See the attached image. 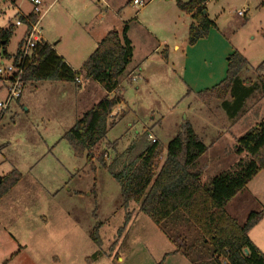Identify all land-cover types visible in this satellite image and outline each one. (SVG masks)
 I'll return each mask as SVG.
<instances>
[{
	"label": "rangeland",
	"instance_id": "374dc122",
	"mask_svg": "<svg viewBox=\"0 0 264 264\" xmlns=\"http://www.w3.org/2000/svg\"><path fill=\"white\" fill-rule=\"evenodd\" d=\"M44 1L42 36L74 67L79 82L27 83L20 102L14 101L0 118V181L13 171L21 175L0 200V264H192L175 254L184 238L194 235L186 219L177 215L158 227L138 204L125 206L111 172L97 158L89 162L86 150L78 154L64 136L106 96L88 77L85 62L108 32L122 35L129 23L138 64L145 56L144 65L131 78L127 67L120 88L110 95L122 101L113 108L109 132L97 151L106 153L107 166L117 172L126 158L122 167H127L134 154L125 156L126 150L137 141L138 147H146L152 137L163 149L159 170L168 144L186 122L208 147L193 169L201 173L202 184L234 170L240 160L248 162L250 156L236 155L235 147L264 119L259 79L264 81V68L258 71L264 65V0L209 1L207 13L215 26L194 45L188 42L192 19L177 8L176 0H141V6L133 0ZM31 9L29 0H0V29L15 26L20 10ZM154 33L159 40L153 39ZM22 38V28H16L8 53L17 51ZM160 38L171 43L167 58L155 51ZM173 42L180 44V51H173ZM234 51L248 61L240 79L247 86L259 84V90L231 118L221 106L223 100L205 103L196 93L226 78ZM262 174L254 185L256 194L245 188L226 207L241 225L251 213L264 214ZM249 237L264 255V217ZM205 260L209 258L201 263Z\"/></svg>",
	"mask_w": 264,
	"mask_h": 264
},
{
	"label": "trees",
	"instance_id": "16d2710c",
	"mask_svg": "<svg viewBox=\"0 0 264 264\" xmlns=\"http://www.w3.org/2000/svg\"><path fill=\"white\" fill-rule=\"evenodd\" d=\"M6 1L15 3L17 0ZM209 1L176 0L177 8L192 19L188 39L190 45L203 39L215 26L207 13ZM21 19L27 21L29 27L37 17L30 14ZM127 33V25L122 35L117 31L109 32L85 62L87 75L98 82L107 95L79 119L64 138L78 154L86 150L89 162L97 158L111 172L120 185L125 206L131 202L138 204L140 211L158 227L177 215L186 219L184 222L193 229L194 235L184 238L185 242L176 249L175 254L185 256L192 264H202L204 258H209V261L205 260L206 264H264V255L249 237L250 230L263 219L264 214L251 213L246 223L241 225L226 210L228 203L254 177L264 172V119L236 142L235 153L246 154L251 159L248 162L240 160L234 170L217 175L207 185L202 184L201 173L193 169L208 147L188 122L168 144L165 162L159 170L156 169L157 159L161 157L163 149L157 142L146 147H138L139 141L133 143L125 156L133 153L134 158L127 167H122L126 163L124 158L117 172L113 166H107L106 153L97 152L109 132L107 122L113 108L122 101L121 97L110 95L120 88V77L133 60L134 49ZM12 36L13 27L0 29V48L7 47ZM35 53L37 58L25 73L26 84L44 80L77 81L78 74L57 54L54 46L44 43L35 49ZM163 56L167 58L165 53ZM247 65L245 57L234 51L228 59L226 78L211 89L198 92L196 96L205 103L212 99L223 100L221 106L226 113L231 118L237 117L248 98L259 90V84L256 87L247 86L240 79V73ZM263 68L264 65H261L258 71ZM259 79L264 92V81L261 76ZM20 179L17 171L1 179L0 200ZM95 234L92 239L97 244Z\"/></svg>",
	"mask_w": 264,
	"mask_h": 264
},
{
	"label": "built area",
	"instance_id": "2783aa9c",
	"mask_svg": "<svg viewBox=\"0 0 264 264\" xmlns=\"http://www.w3.org/2000/svg\"><path fill=\"white\" fill-rule=\"evenodd\" d=\"M31 2L33 4L32 14L37 17L36 21L28 27L27 21L24 22L19 19L15 25H25L27 31L24 39L19 44L17 52L13 55H8L3 51L0 54V93L4 94L3 99L0 101L1 119L11 104L14 101L20 100L22 97L26 87L24 80L25 73L37 58L35 49L46 43L42 37L41 28V20L44 15V11L41 9L42 1L32 0ZM133 4L141 6L144 2L141 0H133ZM238 15L242 16L243 13L239 12ZM151 139L152 142H156L154 138L151 137Z\"/></svg>",
	"mask_w": 264,
	"mask_h": 264
},
{
	"label": "crops",
	"instance_id": "0c3cea01",
	"mask_svg": "<svg viewBox=\"0 0 264 264\" xmlns=\"http://www.w3.org/2000/svg\"><path fill=\"white\" fill-rule=\"evenodd\" d=\"M42 1V7H43V5L44 4H46L45 2L46 1H44V0H41ZM56 0H53V2H55ZM75 1H78V0H75ZM3 2H5V3H7V1L6 0H3ZM30 3H31V5H32V9H31V11H29V12H27V13H25V12H23L22 10H20V15H19V17H21V18H27V16H29L30 14H32V11H33V4H32V2L31 1H29ZM45 14H46V11L44 12V15H43V18H42V20H41V22L44 20V18H45ZM18 17V18H19ZM21 18H19V19H21ZM137 18V17H136ZM135 18V19H136ZM22 20V19H21ZM138 24H140L141 25V23L139 22ZM125 25H127V24H125ZM128 33H127V35H128V38L130 39V41H131V43H132V46H133V49H134V55H133V60H132V62L130 63V69H131V71H130V75H129V77L128 78H131V77H135L136 75H138V70L140 69L141 70V67L140 66H142V65H144V63L142 62L143 60H144V58H145V56H144V58L143 59H141L142 61H141V64L139 65L138 64V56H137V54H136V47H135V43H134V41H133V39H132V37H131V35H129V32L131 31V29H130V27H129V23H128ZM142 26L144 27V29H146V27L142 24ZM10 27H13V35L15 34V31H16V28L17 29H19V28H22V34H23V38L21 39V41L24 39V36H25V34H26V31H27V29H26V26L24 25V26H14L13 24H11L10 25ZM5 30H7V29H5ZM43 31V30H42ZM148 32L150 33V30H148ZM109 33V32H108ZM107 33V34H108ZM43 37V36H42ZM152 37H153V39H155V40H159V37L157 36V34L156 33H154L153 35H152ZM44 39V38H43ZM103 40V39H102ZM101 40V41H102ZM160 40H161V43H159L158 44V46L156 47V49H155V51H160L161 53H162V55L165 53V52H167V51H169L170 50V46L169 45H171V43L170 42H168L167 40H164V39H162V38H160ZM44 41H45V39H44ZM100 41V42H101ZM99 42V43H100ZM21 43V42H20ZM19 43V44H20ZM99 43H98V45H99ZM10 44V43H9ZM18 47H19V45H18ZM18 47H17V50H18ZM98 47V46H97ZM166 47H169V50H167V48ZM0 49H2L6 54H8V55H13V54H10V53H8V51H7V47H5V48H0ZM54 49H55V46H54ZM97 49V48H96ZM95 49V50H96ZM172 49H173V51L174 52H178V51H180L181 50V46H180V44L179 43H177V42H173V44H172ZM94 50V51H95ZM55 51H56V49H55ZM93 51V52H94ZM17 52V51H16ZM15 52V53H16ZM92 52V53H93ZM160 52H158V53H160ZM14 53V54H15ZM58 54V53H57ZM166 55H167V53H166ZM170 55V54H169ZM62 58H64L63 56H61ZM149 58V57H148ZM65 59V58H64ZM67 63H68V65L75 71V69H74V67L67 61V60H65ZM136 61H137V63H136ZM140 61V60H139ZM128 66V67H129ZM138 66V67H137ZM89 77V76H88ZM90 79H92L91 77H89ZM92 80H94V79H92ZM77 82V81H76ZM78 82H79V80H78ZM105 93H106V95H107V92L105 91ZM197 94V93H196ZM23 96V95H22ZM106 97V96H105ZM22 98V97H21ZM21 98H20V100H21ZM20 100H18V102H20ZM10 108H11V106H10ZM9 108V109H10ZM8 109V110H9ZM7 110V111H8ZM84 114V113H83ZM237 155V154H236ZM239 162V161H238ZM262 173H264V172H260L256 177H254L251 181H250V183L248 184V186L246 187V189H249L250 187H252L253 188V194H256V186H254L255 184H256V179L257 178H260L263 174ZM241 193V192H240ZM234 218V217H233ZM252 242H253V244L260 250V248L254 243V241L253 240H251Z\"/></svg>",
	"mask_w": 264,
	"mask_h": 264
},
{
	"label": "water",
	"instance_id": "95a60500",
	"mask_svg": "<svg viewBox=\"0 0 264 264\" xmlns=\"http://www.w3.org/2000/svg\"><path fill=\"white\" fill-rule=\"evenodd\" d=\"M206 13V12H205Z\"/></svg>",
	"mask_w": 264,
	"mask_h": 264
}]
</instances>
